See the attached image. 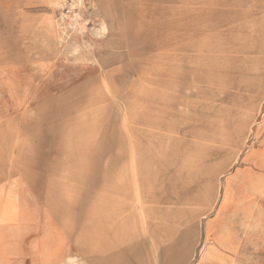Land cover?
<instances>
[{
    "label": "rangeland",
    "instance_id": "rangeland-1",
    "mask_svg": "<svg viewBox=\"0 0 264 264\" xmlns=\"http://www.w3.org/2000/svg\"><path fill=\"white\" fill-rule=\"evenodd\" d=\"M118 1L111 40L78 0L60 12L69 194H108L124 170L134 194H180L182 208L206 199L213 216L222 180L264 161V0ZM243 195L251 211L230 205L238 218L226 247L198 222L190 264L208 246L216 264H264V194Z\"/></svg>",
    "mask_w": 264,
    "mask_h": 264
},
{
    "label": "crops",
    "instance_id": "crops-1",
    "mask_svg": "<svg viewBox=\"0 0 264 264\" xmlns=\"http://www.w3.org/2000/svg\"><path fill=\"white\" fill-rule=\"evenodd\" d=\"M69 1L0 0V264H190L198 222L206 241L226 247L241 194H264L259 158L222 180L213 216L206 199L182 208L180 194H134L124 170L108 194H69V50L58 25ZM78 2L102 37L116 39V7L126 3Z\"/></svg>",
    "mask_w": 264,
    "mask_h": 264
},
{
    "label": "bare ground",
    "instance_id": "bare-ground-1",
    "mask_svg": "<svg viewBox=\"0 0 264 264\" xmlns=\"http://www.w3.org/2000/svg\"><path fill=\"white\" fill-rule=\"evenodd\" d=\"M264 157V155H262ZM261 160V159H260ZM247 196V194H244L243 197H242V200H245V197ZM227 197V196H226ZM248 197V196H247ZM249 200V198H247ZM223 205H225V201L223 202ZM249 204H242L240 207L242 213L244 216H248L249 215V212L251 211V208L248 207ZM248 207V208H247ZM210 258H215L214 257V252L212 249H206L203 253V256H202V259L203 260H206V259H210Z\"/></svg>",
    "mask_w": 264,
    "mask_h": 264
},
{
    "label": "built area",
    "instance_id": "built-area-1",
    "mask_svg": "<svg viewBox=\"0 0 264 264\" xmlns=\"http://www.w3.org/2000/svg\"><path fill=\"white\" fill-rule=\"evenodd\" d=\"M67 4V3H66Z\"/></svg>",
    "mask_w": 264,
    "mask_h": 264
}]
</instances>
